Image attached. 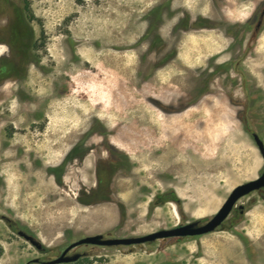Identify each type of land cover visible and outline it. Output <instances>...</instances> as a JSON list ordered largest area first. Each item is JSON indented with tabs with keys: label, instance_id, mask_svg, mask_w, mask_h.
<instances>
[{
	"label": "rangeland",
	"instance_id": "obj_1",
	"mask_svg": "<svg viewBox=\"0 0 264 264\" xmlns=\"http://www.w3.org/2000/svg\"><path fill=\"white\" fill-rule=\"evenodd\" d=\"M263 9L0 0V264H49L86 236L202 224L258 177ZM72 252L84 256L60 264H264V189L211 233Z\"/></svg>",
	"mask_w": 264,
	"mask_h": 264
},
{
	"label": "water",
	"instance_id": "obj_2",
	"mask_svg": "<svg viewBox=\"0 0 264 264\" xmlns=\"http://www.w3.org/2000/svg\"><path fill=\"white\" fill-rule=\"evenodd\" d=\"M253 136L264 161V141L257 134H254ZM261 189H264V165L261 174L256 179L247 181L235 187L219 211L202 224L199 221H195L184 225H179L171 229H162L147 235L136 237L104 238V236L101 234L86 236L70 244L64 250L61 257L50 261L49 264L70 263L77 261L81 257V253H76L70 257L65 256L69 251L85 244L100 246H130L152 242L157 239L171 237H194L211 233L217 230L227 220L235 207H237L238 202L243 197ZM19 234L29 240L38 249L43 247L41 242L36 240L32 235H29L23 231H20Z\"/></svg>",
	"mask_w": 264,
	"mask_h": 264
},
{
	"label": "flooded vegetation",
	"instance_id": "obj_3",
	"mask_svg": "<svg viewBox=\"0 0 264 264\" xmlns=\"http://www.w3.org/2000/svg\"><path fill=\"white\" fill-rule=\"evenodd\" d=\"M263 22H264V9H263L262 12H261L260 19H259V20L257 21V23H256V31H257V32L261 30V28H262V26H263ZM25 37H26L25 35H22V36H21V38H25ZM23 40H24V39H23ZM0 41H3V38H2V37H0ZM1 81H3L2 78H0V82H1ZM63 252H64V251H63ZM63 252L60 253L58 256H56L55 259L61 257V255L63 254ZM76 253H77V252H72V250H71V251H69V252L66 254L65 257H70V256H72V255H74V254H76ZM83 256H84V255L81 254V257H80L77 261H79L80 259H82ZM55 259H54V260H55ZM74 262H76V261H74Z\"/></svg>",
	"mask_w": 264,
	"mask_h": 264
},
{
	"label": "crops",
	"instance_id": "obj_4",
	"mask_svg": "<svg viewBox=\"0 0 264 264\" xmlns=\"http://www.w3.org/2000/svg\"><path fill=\"white\" fill-rule=\"evenodd\" d=\"M262 140L264 141V132H263V135H262ZM259 171H260V167L259 168H257V173H255V174H248L249 175V181L250 180H253V179H256L257 178V175L259 174Z\"/></svg>",
	"mask_w": 264,
	"mask_h": 264
},
{
	"label": "trees",
	"instance_id": "obj_5",
	"mask_svg": "<svg viewBox=\"0 0 264 264\" xmlns=\"http://www.w3.org/2000/svg\"><path fill=\"white\" fill-rule=\"evenodd\" d=\"M72 156V154L70 155V157ZM57 169H53V171L55 172Z\"/></svg>",
	"mask_w": 264,
	"mask_h": 264
}]
</instances>
